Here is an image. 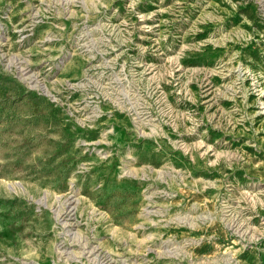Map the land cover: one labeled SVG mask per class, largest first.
<instances>
[{
    "label": "rangeland",
    "instance_id": "1",
    "mask_svg": "<svg viewBox=\"0 0 264 264\" xmlns=\"http://www.w3.org/2000/svg\"><path fill=\"white\" fill-rule=\"evenodd\" d=\"M0 264H264V0H0Z\"/></svg>",
    "mask_w": 264,
    "mask_h": 264
},
{
    "label": "bare ground",
    "instance_id": "2",
    "mask_svg": "<svg viewBox=\"0 0 264 264\" xmlns=\"http://www.w3.org/2000/svg\"><path fill=\"white\" fill-rule=\"evenodd\" d=\"M70 203V202H69ZM96 252V251H95Z\"/></svg>",
    "mask_w": 264,
    "mask_h": 264
}]
</instances>
